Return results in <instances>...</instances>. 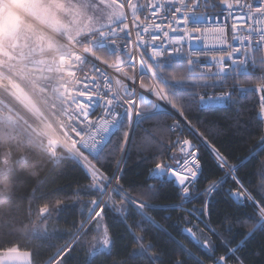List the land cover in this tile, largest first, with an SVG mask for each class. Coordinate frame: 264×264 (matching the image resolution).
<instances>
[{
    "label": "snow or ice",
    "instance_id": "6c2138e0",
    "mask_svg": "<svg viewBox=\"0 0 264 264\" xmlns=\"http://www.w3.org/2000/svg\"><path fill=\"white\" fill-rule=\"evenodd\" d=\"M111 3L73 69L70 139L6 173L0 264H264V0ZM66 161L71 192L26 193Z\"/></svg>",
    "mask_w": 264,
    "mask_h": 264
},
{
    "label": "built area",
    "instance_id": "2783aa9c",
    "mask_svg": "<svg viewBox=\"0 0 264 264\" xmlns=\"http://www.w3.org/2000/svg\"><path fill=\"white\" fill-rule=\"evenodd\" d=\"M13 7L14 0H0V23ZM18 12L13 39L0 45V126L26 131L48 151L70 139L68 101L78 83L73 69L91 47L89 34H61L27 10Z\"/></svg>",
    "mask_w": 264,
    "mask_h": 264
},
{
    "label": "trees",
    "instance_id": "16d2710c",
    "mask_svg": "<svg viewBox=\"0 0 264 264\" xmlns=\"http://www.w3.org/2000/svg\"><path fill=\"white\" fill-rule=\"evenodd\" d=\"M178 75H182V73H178ZM240 80L242 84L245 83V78L241 77ZM251 101V93L248 94L247 99L241 98V102L245 104L250 103ZM259 137L260 132L259 130L255 129L254 126V130L252 131L250 138L243 141L245 146L243 148H235V156H245L248 153L249 149L254 147L255 143L259 140ZM44 152L45 150L40 146L35 138L26 131L18 127L0 126V190H2L6 185L10 187V181L8 180L6 173L9 172L13 167L22 168L26 172L37 171V169L32 167V164L40 159H43ZM6 157L9 159L10 167L2 173L1 169L5 165ZM21 160L25 162L20 163ZM79 175V170L72 167V162L66 161L58 168H56L55 171H53L50 175L48 174V168L43 169L40 173V176L37 178V181L27 185L25 191L26 193H30L35 187V184L38 183L39 180H44L47 176V182L40 189V193L60 188L62 189V191L59 193V195L62 196L71 192V189L76 186L75 181L77 180ZM80 182L86 183V181ZM165 191H167V189H165ZM40 193H37V195H39ZM154 202L165 203L168 201L158 199ZM195 203L196 202L193 201V204ZM193 204H189L187 205V207H192ZM7 208L8 203L6 199L3 196H0V214L6 211ZM152 214L157 220H159L161 223H164L167 227V222L163 221L161 219V216L169 213H160L159 215H157L156 213ZM170 214L172 215L173 219H175L176 213ZM69 219H71V217H69ZM36 223H38V220L34 217L31 223L24 221L22 224H17L15 226V231L17 233L28 232L32 227L35 226ZM129 223H131V219L129 220ZM46 227L49 230H52L54 228H66L68 227V225L64 223L63 219H61L60 221H49L46 224ZM251 227L255 228L256 225L253 224L251 225ZM10 239H12V237L0 235V247H9L10 249L15 248L14 245H8L6 243ZM57 243H62V241L58 240ZM186 243L188 242L186 241ZM189 246L193 247L191 244H189ZM193 250H195V248ZM100 259H102V257L97 258L95 264H99Z\"/></svg>",
    "mask_w": 264,
    "mask_h": 264
},
{
    "label": "rangeland",
    "instance_id": "374dc122",
    "mask_svg": "<svg viewBox=\"0 0 264 264\" xmlns=\"http://www.w3.org/2000/svg\"><path fill=\"white\" fill-rule=\"evenodd\" d=\"M13 7L2 19L0 25V45L6 47L13 39L18 26L20 14L18 7L27 10L53 30L71 37H79L94 32L101 23V15H108L112 9L111 0H14ZM99 4L106 8L99 9ZM114 10V9H113ZM9 159L6 157L1 172L9 169Z\"/></svg>",
    "mask_w": 264,
    "mask_h": 264
},
{
    "label": "water",
    "instance_id": "95a60500",
    "mask_svg": "<svg viewBox=\"0 0 264 264\" xmlns=\"http://www.w3.org/2000/svg\"><path fill=\"white\" fill-rule=\"evenodd\" d=\"M14 249L15 248L11 249V251L15 252ZM22 256H23V260L26 262L27 261V254L23 253Z\"/></svg>",
    "mask_w": 264,
    "mask_h": 264
},
{
    "label": "clouds",
    "instance_id": "9594fccd",
    "mask_svg": "<svg viewBox=\"0 0 264 264\" xmlns=\"http://www.w3.org/2000/svg\"><path fill=\"white\" fill-rule=\"evenodd\" d=\"M3 25H0V27H2Z\"/></svg>",
    "mask_w": 264,
    "mask_h": 264
},
{
    "label": "bare ground",
    "instance_id": "6f19581e",
    "mask_svg": "<svg viewBox=\"0 0 264 264\" xmlns=\"http://www.w3.org/2000/svg\"><path fill=\"white\" fill-rule=\"evenodd\" d=\"M14 251H15V249H14Z\"/></svg>",
    "mask_w": 264,
    "mask_h": 264
}]
</instances>
